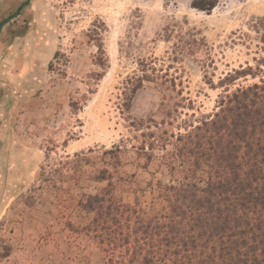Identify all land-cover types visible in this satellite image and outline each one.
Masks as SVG:
<instances>
[{
	"label": "rangeland",
	"instance_id": "374dc122",
	"mask_svg": "<svg viewBox=\"0 0 264 264\" xmlns=\"http://www.w3.org/2000/svg\"><path fill=\"white\" fill-rule=\"evenodd\" d=\"M191 2L0 0V264H102L89 199L160 213L177 138L264 80V0Z\"/></svg>",
	"mask_w": 264,
	"mask_h": 264
},
{
	"label": "trees",
	"instance_id": "16d2710c",
	"mask_svg": "<svg viewBox=\"0 0 264 264\" xmlns=\"http://www.w3.org/2000/svg\"><path fill=\"white\" fill-rule=\"evenodd\" d=\"M217 3L191 7L209 12ZM176 143L171 182L157 189L160 213L89 199L99 204L88 232L102 264H264V80L223 96Z\"/></svg>",
	"mask_w": 264,
	"mask_h": 264
}]
</instances>
